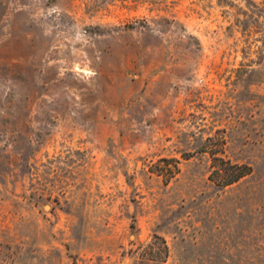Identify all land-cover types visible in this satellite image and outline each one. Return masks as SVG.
<instances>
[{"label": "rangeland", "instance_id": "374dc122", "mask_svg": "<svg viewBox=\"0 0 264 264\" xmlns=\"http://www.w3.org/2000/svg\"><path fill=\"white\" fill-rule=\"evenodd\" d=\"M0 264H264V0H0Z\"/></svg>", "mask_w": 264, "mask_h": 264}, {"label": "trees", "instance_id": "16d2710c", "mask_svg": "<svg viewBox=\"0 0 264 264\" xmlns=\"http://www.w3.org/2000/svg\"><path fill=\"white\" fill-rule=\"evenodd\" d=\"M212 154L215 162L212 164L210 177L219 185L225 186L232 184L252 172V167L246 163L233 162L230 159L217 156L215 152ZM163 160L169 161V159ZM158 239L162 240L163 249L165 250V254L167 256L168 245L165 239L163 237H158Z\"/></svg>", "mask_w": 264, "mask_h": 264}]
</instances>
